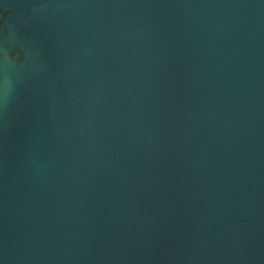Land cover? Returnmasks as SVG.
<instances>
[{
	"label": "water",
	"instance_id": "obj_1",
	"mask_svg": "<svg viewBox=\"0 0 264 264\" xmlns=\"http://www.w3.org/2000/svg\"><path fill=\"white\" fill-rule=\"evenodd\" d=\"M0 264H264V0H0Z\"/></svg>",
	"mask_w": 264,
	"mask_h": 264
}]
</instances>
